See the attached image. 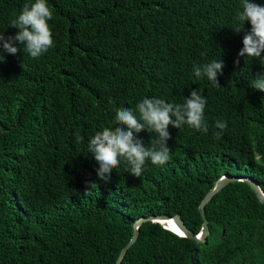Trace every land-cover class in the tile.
Returning a JSON list of instances; mask_svg holds the SVG:
<instances>
[{
	"label": "trees",
	"instance_id": "obj_1",
	"mask_svg": "<svg viewBox=\"0 0 264 264\" xmlns=\"http://www.w3.org/2000/svg\"><path fill=\"white\" fill-rule=\"evenodd\" d=\"M26 2L0 0L6 38ZM47 4L54 47L0 63V264H116L140 217L179 215L198 234L199 204L225 174L253 177L264 192V91L250 86L264 65L238 56L251 29L236 19L242 0ZM214 59L224 63L219 85L195 78L193 64ZM192 90L207 100V134L169 125L168 163L146 162L140 178L121 163L97 181L88 141L114 126L117 108L145 97L182 105ZM217 120L227 124L219 138ZM86 182L98 184L87 195ZM205 215V243L147 222L121 264H264V204L249 185L228 184Z\"/></svg>",
	"mask_w": 264,
	"mask_h": 264
},
{
	"label": "clouds",
	"instance_id": "obj_2",
	"mask_svg": "<svg viewBox=\"0 0 264 264\" xmlns=\"http://www.w3.org/2000/svg\"><path fill=\"white\" fill-rule=\"evenodd\" d=\"M52 19L53 12L48 7L47 0L26 2L19 14L9 22V26L18 29L16 34L6 38L4 33H0V63L5 62L4 53L16 55L21 52V48L33 59L46 54L54 47L48 23ZM236 19L242 25L245 21L251 24L250 31L243 36V47L238 56L259 59L264 65L261 55L264 53V5L252 0H242V10L237 11ZM242 28L237 27L234 31L239 33ZM235 63L239 64V59ZM223 68V61L214 59L203 65L193 64V73L197 79L206 77L213 85H219L217 78L222 74ZM250 86L264 91V73L258 74ZM206 104V98L197 90H192L182 105L168 103L156 97H145L136 104L135 109L117 108L114 126L97 131L88 141V153L92 154L99 165L96 169L97 181L108 183L111 173L121 163L126 165L127 173L137 178L142 176L148 161L157 167L164 166L171 160V149L167 143L171 138L169 125L176 129L186 125L190 129L207 134L209 129L204 119ZM226 126L225 121L215 122V127L221 130L216 133L217 138L222 135ZM144 131L151 134L147 144L138 138V134ZM75 140L80 143L83 138L77 133ZM86 186L89 188L87 195L97 188L98 184L86 182Z\"/></svg>",
	"mask_w": 264,
	"mask_h": 264
},
{
	"label": "water",
	"instance_id": "obj_3",
	"mask_svg": "<svg viewBox=\"0 0 264 264\" xmlns=\"http://www.w3.org/2000/svg\"><path fill=\"white\" fill-rule=\"evenodd\" d=\"M235 182H244L247 185H249V187L255 193L258 200L264 204V192L261 190L257 181L253 177L233 176V175L225 174L215 182L213 187L205 194V196L203 197V199L199 204L198 209L200 212V216L202 218V225H201V230L198 234H194L191 230H189V228L185 225V223L183 222V220L179 215H174V216L158 215V216L140 217L133 223V232L131 238L129 242L120 250V253L116 260V264H121L129 248L136 242L138 238L140 226L147 222L160 224L164 229L171 231L172 233H174L175 235L181 238L191 239L197 243H205L207 241V236L209 234L208 220L205 215V206L212 200L214 195L220 192L228 184ZM165 222H171L174 228L170 227L167 224H164ZM175 228L178 229L179 232H177ZM181 232L183 233V235L179 234Z\"/></svg>",
	"mask_w": 264,
	"mask_h": 264
},
{
	"label": "bare ground",
	"instance_id": "obj_4",
	"mask_svg": "<svg viewBox=\"0 0 264 264\" xmlns=\"http://www.w3.org/2000/svg\"><path fill=\"white\" fill-rule=\"evenodd\" d=\"M164 224H167V225H169L170 227H173L174 228V226H173V224L171 223V222H165ZM176 229V228H175ZM177 230V229H176ZM177 232H179V231H177Z\"/></svg>",
	"mask_w": 264,
	"mask_h": 264
},
{
	"label": "snow or ice",
	"instance_id": "obj_5",
	"mask_svg": "<svg viewBox=\"0 0 264 264\" xmlns=\"http://www.w3.org/2000/svg\"><path fill=\"white\" fill-rule=\"evenodd\" d=\"M177 231H179L178 229H177ZM180 235H183V233L181 232V233H179Z\"/></svg>",
	"mask_w": 264,
	"mask_h": 264
}]
</instances>
